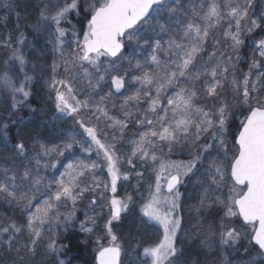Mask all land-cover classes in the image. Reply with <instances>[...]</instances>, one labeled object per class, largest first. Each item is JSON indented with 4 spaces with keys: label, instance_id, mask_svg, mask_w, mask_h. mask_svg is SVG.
Masks as SVG:
<instances>
[{
    "label": "snow or ice",
    "instance_id": "snow-or-ice-1",
    "mask_svg": "<svg viewBox=\"0 0 264 264\" xmlns=\"http://www.w3.org/2000/svg\"><path fill=\"white\" fill-rule=\"evenodd\" d=\"M255 4L49 0L32 25L15 13V28L0 39L8 52L0 93L10 99L7 114L0 115V205L15 213H0V264H32L41 246L56 264H67L60 258L67 247L61 232L84 201L80 230L104 234L95 238L96 264H121L114 227L135 203L133 193L140 196L141 223L160 233L142 249L150 264H186L178 235L188 223V235L208 229L201 243L209 252H237L246 239L243 251H257L241 264L264 261V36L253 35L264 33V13L254 16ZM0 7L12 11L19 5L0 0ZM25 27L43 34L58 55L45 84L62 114L53 121L70 117L73 130L57 133L51 121L18 115L26 105L37 111L29 103L36 77L25 69H38L24 51L35 45ZM248 36L254 47L245 59ZM234 123L237 130L230 132ZM177 149H186L188 159H171ZM52 169L58 174L50 175ZM197 176L195 216L189 219L181 211L180 189ZM133 178V190L119 194L122 182ZM218 209L214 224L200 218ZM45 233L51 235L42 245Z\"/></svg>",
    "mask_w": 264,
    "mask_h": 264
},
{
    "label": "rangeland",
    "instance_id": "rangeland-1",
    "mask_svg": "<svg viewBox=\"0 0 264 264\" xmlns=\"http://www.w3.org/2000/svg\"><path fill=\"white\" fill-rule=\"evenodd\" d=\"M48 3L45 2L44 4H41L38 7V12L40 13V9H42L44 7V5ZM256 5V4H255ZM3 9L2 7H0V16L3 18V13H2ZM253 15L254 16H259L260 14L258 12H256L255 6L252 10ZM1 18V20L3 21V19ZM0 21V24H3V22ZM1 32V30H0ZM7 34V32H6ZM258 34V33H256ZM256 34H253L254 36ZM256 38V37H255ZM0 39L1 38V33H0ZM254 44H253V37L252 36H248L246 38V45L245 48L242 50V55L245 57V59H247L252 50H253ZM3 48V47H2ZM51 45L46 43L45 37L44 35L41 37V40L39 38L38 41V45H37V49H38V53L36 54V58L37 60H44L45 58L48 59V65L49 66L45 72V74L43 75V79H45V77L47 76V72H50L51 68V64L53 62L54 59L58 58V55L55 53H52L50 51ZM33 64H35V62H33ZM240 68L243 70H247V63L243 62L240 64ZM14 72L15 75L19 78L22 73H20L18 71V66L14 67ZM26 70V69H25ZM33 71V69H32ZM45 84V81H44ZM45 90H44V97L48 98V89L46 84L44 85ZM48 101L45 102L46 104H51L49 101V99H47ZM10 104V99L3 93H0V113H5L7 114L9 108L8 105ZM53 105V102H52ZM54 106V105H53ZM32 115V114H31ZM62 114H57L56 112L50 111L49 109H39V112L37 113V115H33L30 116V118L27 119H32L35 123H39L41 120H48L51 121V128L55 129L57 131V133L60 132V130L63 129H67V130H73L74 128V123L73 120L70 117H64V118H58L55 119L53 121V117H60ZM45 127V131H48V126H43ZM50 139L52 140V142L58 143L59 140L55 138V136L50 137ZM171 157H179V158H184V157H188V152L186 149H177L175 150L174 154ZM63 169L61 168L60 171H62ZM201 171H203V167H201ZM50 175H56L58 174L57 171L55 169L50 170L49 172ZM149 178V174L145 173V179ZM199 177H190V178H186L185 180V184L181 187V192L184 193L185 195L182 197V213L188 217L189 219H191V216H195L194 212H191V205L192 203L198 199V197L195 194V189L197 187L196 185V179H198ZM128 183L129 181H123L122 184L123 186L120 187L119 189V194L123 195L125 190H128L127 186L124 187V185ZM131 183L135 184L136 182L132 181ZM130 183V184H131ZM146 188V186H145ZM141 191L146 195V190L145 189H141ZM135 197V203L130 205L129 210L127 213L124 214V218L117 222L115 224L114 227V231L116 232V234L118 235L119 239H120V243L123 247V252L121 255V264H137V261H143L144 264H150V259L146 258L143 256V252L142 249L144 246H148L154 242H156L159 238H160V233L157 230V227L152 226L150 223L149 224H142V216L140 213V196L137 195L136 193L133 194ZM87 201H84L83 204H86ZM83 204L78 206L79 210L82 211V220L84 219V207ZM63 211V209H61ZM220 212V210H216L215 212L209 210L206 212L201 213V219L205 221V223L207 224H214L216 221V217L217 214ZM0 213H4L5 215L8 216H13L15 215V213H13V211H11L6 205H0ZM191 213V216L189 215ZM19 220V217H16ZM80 221V222H81ZM79 222V224H80ZM102 223L103 220H101V225L100 228H102ZM78 224V226H79ZM183 227L185 228L184 232H181L178 235V241L181 242V247L184 249V259L186 264H191V261L193 260L190 256L191 254L193 256L196 257L197 264H241V262L239 263H230L228 255L226 254V251L224 250L223 247H214V250L212 252H209L204 245L201 243L203 240L208 239L207 236V231L208 229L205 228L199 235H188L187 233L192 232V227H191V223H188L186 225H183ZM80 229V228H79ZM81 231V230H80ZM100 231V230H98ZM82 232V231H81ZM84 233V232H82ZM84 234H88V233H84ZM45 240L41 241V244H45L46 243V239L49 235H51L50 233H45ZM62 235V233H61ZM93 236L97 235V232L95 234H92ZM27 236H22L21 240H26ZM107 242V241H106ZM139 245V246H138ZM105 246H107V243L105 244ZM39 251L42 252V254L44 256L46 255H50L52 257H54L51 254L46 253V250L43 246H41L39 249ZM252 254V255H251ZM251 254H249L247 260L250 257H253L255 255V253L253 254V252H251ZM226 256V259H223V257ZM191 258V259H189ZM44 260V259H43ZM264 261H258L257 264H264Z\"/></svg>",
    "mask_w": 264,
    "mask_h": 264
},
{
    "label": "trees",
    "instance_id": "trees-1",
    "mask_svg": "<svg viewBox=\"0 0 264 264\" xmlns=\"http://www.w3.org/2000/svg\"><path fill=\"white\" fill-rule=\"evenodd\" d=\"M13 2L17 3L19 7L15 8L12 11H9L8 9L2 8L3 11V17H7L6 20L3 19L1 20L0 16V21L3 22V24H0V30H1V38L3 39L6 36V32H11L15 28L16 25V12H20L22 16L25 18L21 21L22 24L26 25H32L35 24L39 20V12H38V7L41 4H44L45 2H49V0H13ZM256 12L259 14L264 13V0H256V5H255ZM74 23L76 20L73 21ZM1 23V22H0ZM25 35L27 36V40L31 41L32 44L35 45L34 48H25L24 51L26 53L27 58L32 62H35L36 68L38 71H32V67L29 66L26 68V71L30 75H33L36 77V79L32 82L31 84V91H32V96L30 97L29 103L32 108L37 109L35 113H30L28 106H24L23 108L20 109L18 115L19 117H23L25 119L30 118V116L37 115L39 112V109H49L50 111L55 110L54 106L51 104H46L45 102L48 101L47 97H44V81L48 79V74L43 79V75L45 74L46 70L49 69L47 66L48 65V59L44 60H37L36 54L38 53L37 45L39 38L41 40V37L43 34H38L33 31L32 28L30 27H25L24 28ZM261 36H264V33H258L255 35V37L258 39ZM8 59V52L0 47V68L3 67L5 60ZM15 71V70H14ZM15 74V72H14ZM49 101H51L49 99ZM32 114V115H31ZM0 115H6L5 113H0ZM238 123V121L236 122ZM236 126L235 123L233 127L230 129V132H235ZM16 129L13 126L10 129V136L15 137ZM173 160H186L188 157L184 158H179V157H171ZM132 181L136 182L135 178H133L127 186V183L124 185L127 186L128 190L127 191H132L133 190V183ZM131 183V184H130ZM134 194V193H133ZM82 211L78 210L77 216L75 220L70 224L68 227L67 232H61L62 235L60 236L61 242L65 244L67 247L65 249L64 254L60 257L61 259H64L67 264H96L95 256H96V248L97 245L95 243V238L96 236L90 235V234H84L80 231L79 229V222L82 220ZM97 235H100L103 237V232L96 231ZM19 239H22V236L19 237ZM107 239L104 238V245L107 243ZM247 240L242 239L240 244L237 246L239 248V251L233 252L231 248H224L226 251V254L228 255L230 263H239L242 261H247V258L251 252L256 253L257 249L255 248H249V251L245 253L243 249L247 247ZM0 252H4L3 246H0ZM5 255H8V253H4ZM252 255V254H251ZM192 259H196L195 256L191 254L190 256ZM44 259V260H43ZM264 263V262H263ZM32 264H56V257H52L50 255L44 256L41 251L38 250L37 255L33 258Z\"/></svg>",
    "mask_w": 264,
    "mask_h": 264
},
{
    "label": "flooded vegetation",
    "instance_id": "flooded-vegetation-1",
    "mask_svg": "<svg viewBox=\"0 0 264 264\" xmlns=\"http://www.w3.org/2000/svg\"><path fill=\"white\" fill-rule=\"evenodd\" d=\"M54 112H56L55 110H54ZM57 113V112H56ZM57 114H59V113H57Z\"/></svg>",
    "mask_w": 264,
    "mask_h": 264
}]
</instances>
